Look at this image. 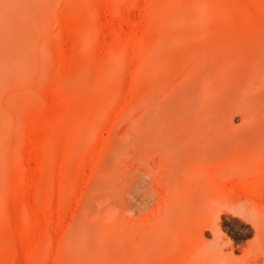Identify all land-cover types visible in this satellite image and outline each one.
<instances>
[{
	"label": "rangeland",
	"instance_id": "rangeland-1",
	"mask_svg": "<svg viewBox=\"0 0 264 264\" xmlns=\"http://www.w3.org/2000/svg\"><path fill=\"white\" fill-rule=\"evenodd\" d=\"M0 71V264H189L211 216L242 256L264 0H0Z\"/></svg>",
	"mask_w": 264,
	"mask_h": 264
},
{
	"label": "bare ground",
	"instance_id": "bare-ground-1",
	"mask_svg": "<svg viewBox=\"0 0 264 264\" xmlns=\"http://www.w3.org/2000/svg\"><path fill=\"white\" fill-rule=\"evenodd\" d=\"M25 44L27 45V43ZM29 46L24 47L19 42L16 44V58L18 61L23 60L25 64L28 62L30 58L27 52ZM26 49L28 50L26 51ZM27 64L29 65L30 63ZM1 107L0 105V109ZM244 126L248 132L257 133L259 131L258 128L264 126V110L250 112ZM244 142L245 149H251L244 160V165L240 172L244 187L238 193L236 191L233 192L229 206L236 212H240L251 223L253 239L246 243L242 256L236 257L235 253L227 251L226 244L222 239V231L216 218L213 216L208 217L201 220L197 228L193 230V234L203 242L196 247L189 264H264V142H250L249 139ZM137 172L130 170L131 183L137 182L138 178H140ZM206 232L210 233L212 240L206 241L204 239Z\"/></svg>",
	"mask_w": 264,
	"mask_h": 264
}]
</instances>
